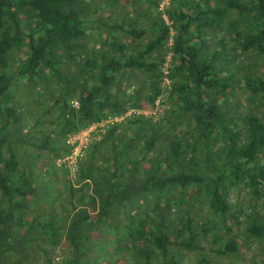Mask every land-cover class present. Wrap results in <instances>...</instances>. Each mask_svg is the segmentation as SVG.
I'll list each match as a JSON object with an SVG mask.
<instances>
[{
	"label": "trees",
	"instance_id": "obj_1",
	"mask_svg": "<svg viewBox=\"0 0 264 264\" xmlns=\"http://www.w3.org/2000/svg\"><path fill=\"white\" fill-rule=\"evenodd\" d=\"M102 1L0 0V264H23L28 253L19 248L34 249L39 243L28 237L17 242L13 226L21 217L15 213L28 206L29 194L37 191L39 183L34 178L41 174L25 160L24 146L51 152L56 160L72 150L65 145L66 139L92 123L129 109H153L169 52L173 59L169 101L179 111L165 117L128 119L96 135L98 142L80 161L77 175L93 183L90 209L96 214L72 217L68 241L77 251L81 245L93 246V241H82L86 233L82 224L88 223L101 236L97 247L104 250L100 256L109 258L110 250L119 253L107 246L112 241L110 230L113 237L120 236L128 244L130 264H184L189 254L199 257L196 264H215L208 253L236 258L241 245L254 242L264 255L260 244L264 241V112L246 116L244 130H237L233 117L223 112L235 73L218 63L220 58H229L221 50L214 49L210 57L206 54L210 49L206 34L219 36L226 27L239 53L262 60L264 68V0H171L162 13L157 9L164 0H149L147 10H134L135 20L129 13L122 14L121 0ZM95 13L99 17L92 21ZM163 14L170 25L165 24ZM117 16L121 20H113ZM96 24L113 36L102 38ZM96 30L102 46L99 51L87 46ZM171 39L172 47L167 48ZM22 50L28 51L27 58L20 60L13 73L12 55ZM68 61L78 65V83L66 82L58 70L60 64L69 66ZM45 69L57 82L71 86L65 98L57 99L47 114L35 119L39 126L41 117L59 105L57 115L47 123L58 131L52 135L64 138L62 148L46 146L50 135L35 144L30 142L32 137L18 133L26 103L17 104L14 87L26 81L21 85L29 89L28 94L37 86L47 88ZM137 76L145 81H138ZM88 80H96L90 89ZM236 83L264 104V74L244 76ZM137 84L146 87L128 94ZM77 91L78 107L72 109L73 100L66 96L74 97ZM184 122L187 132L178 135L175 131ZM162 130L172 132L167 149L157 146ZM53 167L68 175L54 162ZM31 198L35 200L34 195ZM243 206L250 210L244 230L239 218ZM202 210L211 216L209 221L200 220ZM241 236L244 241L240 243ZM74 264L90 263L75 257Z\"/></svg>",
	"mask_w": 264,
	"mask_h": 264
},
{
	"label": "rangeland",
	"instance_id": "obj_2",
	"mask_svg": "<svg viewBox=\"0 0 264 264\" xmlns=\"http://www.w3.org/2000/svg\"><path fill=\"white\" fill-rule=\"evenodd\" d=\"M101 2H104L102 0H100ZM155 0H151V2H153ZM171 1V0H170ZM148 2L149 0H121V4L119 6L120 11L122 12V14L124 13H129L130 16H133V18H130L131 20H135L136 18H134V10H137V12H144L145 10L148 9ZM105 3V2H104ZM170 3V2H169ZM92 5V4H91ZM173 6V5H172ZM175 6V5H174ZM93 8V6H91ZM149 8H152L149 7ZM154 8V6H153ZM160 6L157 9V13H162L159 10ZM167 8V7H166ZM90 11V8L89 10ZM165 12V11H164ZM100 14L102 16H104L105 14L102 13L100 11ZM121 14V16H122ZM120 16V15H119ZM115 17V19L113 20H121V16L119 17ZM163 17L165 16V19L163 18L165 24L170 25L171 22L168 20V17L166 16V14L162 15ZM98 18L99 15L95 13V15L92 17V21L95 18ZM235 14H232L231 18H235ZM139 21V19H138ZM141 22V21H140ZM94 26L100 27L101 28V32H102V38H107L109 39V37L113 36L114 33H111L109 36L105 31H102L103 28L102 26L96 24ZM93 26V27H94ZM143 28L146 27V24H142ZM147 29V28H146ZM223 33H221V35H217L216 33L211 34L208 33L206 34V39L208 41V44L210 45V49L207 50V56L210 57L213 52L214 49L215 50H221L222 53H224V55H226L225 58H229L228 60H225L224 58L221 60V58L219 59V63L218 65H220L223 70H230L232 71V73H235V78L233 77L232 82H231V91L228 93V95H226L225 100L226 103L224 102L223 105V112H226L228 114H230V116L233 117L234 119V124H236V129L237 130H244L243 125H244V119L246 116L250 115V114H256L258 116L261 115L262 112H264V104L260 103L258 100H253L250 97L249 92L247 91V89L245 87H243V85H238L236 83V79H241L244 76H251V77H261L262 74H264V68H263V64H262V60H257L254 59L253 61V57L251 55H241L237 49L236 43L234 42V40H232V36H231V32L228 31V29L226 27L223 28ZM97 32L98 30L95 31L94 35H90V37L87 39V46L90 49H95L96 51L101 50V44L98 42L99 41V35L97 36ZM148 32V31H147ZM90 34V33H89ZM126 41V40H125ZM127 42V41H126ZM167 48H169V43H167L166 45ZM28 55V51L26 50H22L21 52H15L12 57H13V62H12V72L16 73L17 71V65L19 64L20 60H24L25 58H27ZM168 56L169 54H165V56ZM228 56V57H227ZM231 56H234L233 58ZM69 66H66V68L64 66H62V64H60V66H58V70L61 71L63 73V75L66 77V82L70 81H74L75 83H78L79 80L76 78V75L78 74V65L76 62L74 61H68ZM67 63V64H68ZM227 63V64H226ZM256 65L258 67H256ZM45 73L47 74L48 79L45 80V83L47 84V88H42L40 86H37L38 89L34 90L32 92V94H28L29 93V89L28 88H24L22 87L21 83L22 82H26V81H18L19 83L16 84V86L14 87V95H15V100L17 102V104H25V109L22 110L24 111V115H23V120L20 124V128L18 130V133L20 136L25 137L26 139H28L29 137H32V143L38 144L40 142H42L48 135L51 136V140H49L48 143H46V146L49 148H53L56 149L58 148H62L63 147V141L64 138L59 134V135H52V132L58 133V131H56V127L55 125H49L47 123L48 120H52L53 119V115L58 111L59 105H57L56 107H54V109L52 110V112L48 115H46V117H41V124L39 126H37L35 124V119L39 117L40 114H47L48 110L50 109L51 106H55L54 103L57 102V99H63L65 98V92H67V87L71 88L70 85H67L69 83H66L65 81L63 83L61 82H57L53 76H51V72H49L48 70H44ZM226 75V73H224L222 76ZM63 76V78H64ZM51 78V79H50ZM82 78V77H80ZM90 79V78H88ZM137 80L138 81H145L144 79H141L139 76H137ZM136 80V81H137ZM96 80H88V84H87V89H90V87L95 83ZM81 82V80H80ZM140 83V82H138ZM160 86V85H159ZM144 87H146V85H144ZM142 87V85L137 84L134 87H132L130 89V91H128V94H131V92L135 91V89H140V88H144ZM34 87H30V90H33ZM134 89V90H133ZM144 92V91H143ZM80 91L76 92V96L74 97H67L66 98L69 100H78V96H79ZM145 95L147 93V91L144 92ZM147 96V95H146ZM20 101V102H18ZM218 104L222 105L223 104V98H220L218 100ZM179 111L177 108V105H175L173 102L169 101V93L167 95V97L164 100V104H163V109H162V113L159 116H167L169 114L172 115V111ZM57 115V114H55ZM44 116V115H43ZM174 116V115H173ZM60 122V121H59ZM61 123V122H60ZM46 124V125H45ZM241 128V129H240ZM234 128V130H236ZM236 130V131H237ZM178 135H182L184 133L187 132V123H182L177 131H175ZM97 138L96 135H94L93 138V144L97 143L98 141L95 139ZM172 138V132L170 134H167L165 132V130H162L161 133H159L158 135V143L157 146L161 149H167L168 148V141H170V139ZM244 138V137H243ZM61 143V146H60ZM92 144V145H93ZM27 146H24V150H26V154L23 151V154H25L24 158L25 160L27 159L29 162H31L30 160H32L31 163H29V165L31 166L32 163H34L35 167V171L36 173L41 174L39 175L42 179L45 178L46 176H54V175H65L64 172L62 171H54V167H53V162L55 161L54 155H52L51 152H45L44 150H41L40 152L38 150H36L35 148H32L30 145L26 144ZM138 153H136L137 155ZM41 155V157L39 156ZM144 168L148 169L149 164L144 163ZM55 172V174L51 175L52 172ZM53 172V173H54ZM236 197H233L232 200H235ZM237 199V198H236ZM174 202L171 203V207L172 210H176V205ZM242 213L240 214L239 218L240 220H243L242 222V230L246 229L247 226L244 222H246L248 220V215L249 213V209L246 208V206H243L241 208ZM174 214V212L172 211V215ZM200 220L203 221H209L211 216L206 212V210H202L200 211L199 214ZM248 223V221L246 222ZM111 233V242L108 243V248L115 251H118V255L115 254V252L110 250V256L109 258L107 257H102V256H98V264H116V262L118 264H130V260H129V255H130V248L128 247L127 243H124L123 240L120 239V236L118 237H113V233L110 231ZM97 235L99 236V239L101 238L100 234L97 232ZM241 240V241H240ZM240 243L244 241L243 236H241L239 238ZM263 243H260L262 245H264V241H262ZM240 253L239 256L234 258V257H215L213 254L208 253V255H210V258H215V264H256L257 262L259 264H264V255H261V253L259 252L260 250V245L258 242H254V243H249L247 245H241L240 246ZM95 257L92 256V259H94ZM197 258H199L196 254H189L186 257V260L184 262V264H196ZM97 259L93 260L96 261Z\"/></svg>",
	"mask_w": 264,
	"mask_h": 264
},
{
	"label": "crops",
	"instance_id": "obj_3",
	"mask_svg": "<svg viewBox=\"0 0 264 264\" xmlns=\"http://www.w3.org/2000/svg\"><path fill=\"white\" fill-rule=\"evenodd\" d=\"M34 180L39 183L38 189L33 194H29L31 202L27 203L28 206H22L21 211L15 213L16 216L21 217L19 218V223L13 225L17 232L15 236L17 242L27 237L28 239H37L39 242L37 245L35 244L34 249L33 247L29 250L24 247H22V250L19 248L18 251L23 254L28 253V258L23 260V264H47L49 261V250L53 246L60 248L65 264H74L75 257L81 263L86 261L92 264L93 260L98 259V254L101 255L100 252L104 250V248L98 249L97 247L99 241L97 230L88 228V223L82 224L86 229L82 241H93L94 245H86L85 247L81 245L78 251L73 248L67 236L72 217L77 215L91 217L96 214L90 209L91 199L94 196L91 179L86 177L85 179H80L78 176L74 182H71L68 175H54L52 177L48 175L43 179L35 176ZM88 184L90 187L87 186ZM71 188L73 189L72 191ZM33 195L34 201L31 198ZM34 220H37V223H34ZM32 226H35L33 230L31 229ZM108 234L110 240V230ZM92 256L95 258L92 259ZM12 258L15 259L16 257L11 256ZM97 263L95 261V264Z\"/></svg>",
	"mask_w": 264,
	"mask_h": 264
},
{
	"label": "built area",
	"instance_id": "obj_4",
	"mask_svg": "<svg viewBox=\"0 0 264 264\" xmlns=\"http://www.w3.org/2000/svg\"><path fill=\"white\" fill-rule=\"evenodd\" d=\"M170 0H164L160 5L159 10L164 12L166 7L169 6ZM165 19V16L163 17ZM166 21V19H165ZM172 47V39L169 41V48ZM173 65L172 55L169 52L165 63L162 68V79L160 84V97L155 101L154 107L151 110L144 109H129L121 115H108L106 118L99 122L92 123L86 128L82 129L78 133L69 136L65 145L71 148L69 154L63 155L57 158L54 162L57 169H64L68 172L69 179L74 182L77 178L79 172V163L85 157L88 150L92 147L94 135L100 134L104 135L106 132L128 119L134 118H145L150 119L152 117H158L163 111L164 100L167 97L169 91H171V81H170V69ZM72 109L78 107V102L73 100L70 102ZM47 264H65L64 257L57 246L51 247L49 250V261ZM256 264H259L258 262Z\"/></svg>",
	"mask_w": 264,
	"mask_h": 264
},
{
	"label": "clouds",
	"instance_id": "obj_5",
	"mask_svg": "<svg viewBox=\"0 0 264 264\" xmlns=\"http://www.w3.org/2000/svg\"><path fill=\"white\" fill-rule=\"evenodd\" d=\"M95 123V122H94ZM96 135H98V134H96ZM55 162V161H54ZM59 170H63V169H59ZM68 173V172H67ZM69 176V175H68Z\"/></svg>",
	"mask_w": 264,
	"mask_h": 264
}]
</instances>
